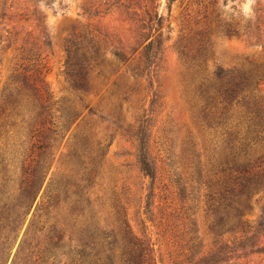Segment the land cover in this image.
Returning <instances> with one entry per match:
<instances>
[{"label": "rangeland", "instance_id": "1", "mask_svg": "<svg viewBox=\"0 0 264 264\" xmlns=\"http://www.w3.org/2000/svg\"><path fill=\"white\" fill-rule=\"evenodd\" d=\"M84 33L101 39L104 62L90 74L87 91L76 89L66 71L67 50ZM27 39L39 49L54 100L80 116L51 149L49 173L9 264L16 255L19 264L35 263L51 243V230L64 244H83L87 225L69 213L68 204L49 210L41 223L36 209L51 182L74 175L84 137L93 147H104L87 192L86 217L93 218L94 228L117 237L118 258L148 249L151 264H195L206 255L220 256L218 264H264V232L245 239L264 215V141L253 142L258 153L246 160L236 138L248 129L236 128L238 113L223 100L235 85L249 90L259 85L256 91L264 98V0H0V111L6 89L29 75L28 56L19 51ZM150 42L155 45L146 60L143 49ZM141 122L155 161L153 178L142 171L134 136ZM23 139H0L6 159L0 199L10 197L5 203L14 204L26 178L15 159ZM179 184L186 189L182 199ZM225 211L231 218L244 213L251 232L220 235ZM41 225L45 229L39 232ZM67 261L59 256L56 264Z\"/></svg>", "mask_w": 264, "mask_h": 264}, {"label": "trees", "instance_id": "2", "mask_svg": "<svg viewBox=\"0 0 264 264\" xmlns=\"http://www.w3.org/2000/svg\"><path fill=\"white\" fill-rule=\"evenodd\" d=\"M30 39H27L19 48L20 55L28 56L26 61L30 63L27 68L29 75L23 74L22 77L14 80L19 82V85L13 89H6L0 111V139L4 137L8 141H12L18 136L25 139L19 145L20 148L16 152L18 158L15 157V159L21 166L23 178L26 176L23 182L21 181L22 192L18 198L14 199V204L4 202L5 199L9 200V196H1L0 199V203L3 204L0 207L2 209L0 264H9L24 221L34 207L44 186L51 166L50 161H52L51 149L60 139L65 137L80 116L75 109H64L59 102L54 100L44 81V68L41 63V56H39V49L36 48V43H32ZM77 41L79 42L72 43L67 50L66 71L76 89L87 91L90 74L104 65L100 48L101 39L92 33H84L77 38ZM154 45L153 42H150L144 47L143 56L146 60L151 58ZM35 51L37 54L34 53ZM115 55L122 61H126L119 54ZM205 73L207 74L208 71L205 70ZM212 75L217 78L221 77L216 72ZM207 76L205 81H209L210 75ZM258 86L249 90L246 86L243 89L235 85L231 91L227 90L223 93L224 103H227L228 107L238 113L236 118L239 124L236 125V128L248 129L245 135L236 136V140L240 143L239 149L246 160L250 159L252 154L258 153V149L255 148L257 143L253 142L264 141V98L256 91ZM200 87H205V83L202 82ZM204 92L207 93V91ZM144 124L141 122L134 136L140 146L142 171L153 178L155 177L153 172L155 161L152 160L146 143L147 128ZM19 127L23 129L22 133L15 132V128ZM88 141L90 142V138L84 137L82 155L75 156L78 159V167L73 171L74 175L70 179L51 182L43 200L36 209L37 223H41L42 218L49 216V210L58 208L62 203L68 204L69 213L84 218V223L87 225L81 241L83 244L76 247L64 244V239L60 237L59 232L51 230L50 233L54 235L50 239L51 243L44 248L42 256L38 257L35 263L56 264L59 256H63L68 260L65 264H151L152 259L148 255V249L140 250L139 255L131 259H127L123 255L118 258L115 254L117 237L112 232L99 230L89 223L93 218L86 217L90 209L87 192L93 187L97 177V171L104 155V147L102 143L93 147ZM5 162L4 155H0V167L4 166ZM198 165L199 163L195 166V173L200 177L201 172ZM238 184L242 187V184ZM184 188V185H178L180 199H182L181 192L186 190ZM243 196H247L246 200H248L245 191H243ZM116 216L117 221L123 223L121 213L117 212ZM244 216V213L236 212V215L231 218L225 211L219 219L217 227L220 229V235L234 234L236 231L243 234L251 232L253 227L249 225L247 220H244ZM44 229V225L38 227L39 232L44 231ZM262 232H264V215L258 222L254 235L245 239L251 242ZM124 233L125 235L121 233L122 240L128 237L125 231ZM135 246L137 247L138 244ZM21 248L22 245L19 246V251ZM193 248H197V246L194 245ZM262 251L264 252V249ZM220 261V256L206 255L202 256L195 264H218ZM12 264H19L18 255L15 256Z\"/></svg>", "mask_w": 264, "mask_h": 264}]
</instances>
